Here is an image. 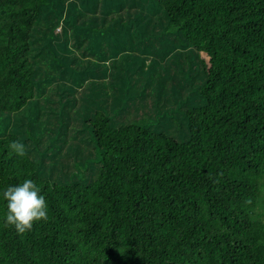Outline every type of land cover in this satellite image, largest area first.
I'll return each instance as SVG.
<instances>
[{"label":"trees","instance_id":"16d2710c","mask_svg":"<svg viewBox=\"0 0 264 264\" xmlns=\"http://www.w3.org/2000/svg\"><path fill=\"white\" fill-rule=\"evenodd\" d=\"M149 1L163 13V18L156 14L163 26L147 37L137 27L140 13L135 21L104 9L101 21L88 19L89 27L94 35H116L117 27L136 25L131 35L138 39L171 36V44L194 52L198 66L202 55L214 56L223 71L233 68L219 73L225 80L240 73L244 91L253 97L225 124L191 126L192 133L205 134L212 155V166L202 177L192 171L177 177L170 171L178 165L170 155L180 149L174 142L167 145L168 153L158 149L153 154L152 166H166L164 171L148 179L140 175L144 155L161 137L149 130L157 124L152 117L128 123L123 116L116 121L113 115H94L88 125L94 154L89 162L97 171L87 185L84 169L66 184L41 178L27 156L9 154V141L21 138L0 137V187L30 173L49 205L48 219L22 234L0 221V264H264V0ZM56 5L54 0H0V123L3 115L19 112L34 98L39 64L31 58L32 45L36 39L48 42L57 31L55 17L46 14V8L56 10ZM72 30L70 23L66 41ZM95 44L89 43L87 54L108 65L111 59L101 56ZM112 44L117 48L115 40ZM113 52L118 75L111 77L117 83L128 80L126 90L134 92L137 87H129L136 80L120 67L128 65L125 53ZM183 63H176L181 73L197 69L189 57ZM206 73L203 68L201 80L183 75L190 93L205 100L203 90L211 82ZM161 76L153 62L148 82L153 85ZM184 105L181 101L171 113L177 126L187 115ZM110 129L120 133L108 136Z\"/></svg>","mask_w":264,"mask_h":264},{"label":"rangeland","instance_id":"374dc122","mask_svg":"<svg viewBox=\"0 0 264 264\" xmlns=\"http://www.w3.org/2000/svg\"><path fill=\"white\" fill-rule=\"evenodd\" d=\"M54 3L57 4L56 10L48 7L46 14L50 12L55 17L58 32L55 30L48 42L36 39L32 45L31 58L39 64L34 98L19 112L3 115L0 137L14 134L21 138L28 148L26 156L36 165L41 178L66 184L77 179L72 176L74 172L84 169L83 183L87 185L97 171V165L89 162L94 154L88 142V125L94 115L97 112L107 117L113 115L116 121L123 116L128 123L138 118L152 117L157 124L149 130L161 137L155 139L144 155L140 175L148 179L152 174L164 171L166 166H152L153 154L158 149L168 153L167 145L174 142L180 143V149L170 155L178 165L170 171H175L177 177L188 171L202 177L212 166V155L207 152L208 139L205 134L197 130L192 133L190 128L225 124L242 103L253 97L244 91L245 81L241 74L226 76L225 80L219 73H231L233 68L223 71L217 57L202 55V64L198 66L193 60L194 52L175 42L171 44V36L149 40L131 35L136 25L126 30L117 27L116 35L102 32L96 36L89 27L88 19L95 23L101 21L104 9H111L124 15V18L132 17L135 21L140 13L142 19L137 27L147 37L152 30L159 31L163 26L160 19L163 13L155 10L149 0H54ZM97 11L100 12L99 18L93 15ZM156 14H160V17ZM43 16L46 17L45 14ZM91 16L94 18L91 19ZM68 23L72 24L74 30L71 32L72 39L66 41V34H63L66 28L68 35ZM61 25H64V30ZM113 40L117 42V48L113 46ZM92 42L102 49L101 56L106 54L111 59L108 65L102 64L99 57L87 54ZM116 49H122L125 53L122 57H126L128 65L122 64L120 67L123 75L136 80L135 85L129 87H137L134 92L126 90L128 80L117 83L111 77L112 74L118 75L114 70L117 56L113 51ZM187 57L196 65V73L187 69L179 72L176 63L183 67V59ZM121 61L124 63L123 59ZM153 62L162 76L161 81L150 85L148 80ZM228 64L226 62V67ZM203 68L211 80L203 90L206 100L201 95L190 93V84L183 78L186 74L188 77L195 75L196 80H201ZM134 81L130 84H134ZM181 101L185 103L187 115L180 118L181 126H177L171 113ZM119 133V129H110L108 136Z\"/></svg>","mask_w":264,"mask_h":264},{"label":"clouds","instance_id":"9594fccd","mask_svg":"<svg viewBox=\"0 0 264 264\" xmlns=\"http://www.w3.org/2000/svg\"><path fill=\"white\" fill-rule=\"evenodd\" d=\"M8 148L11 156L24 157L28 154L27 145L22 139H11ZM0 203L3 204L0 221L18 233H25L35 223L48 219L46 196L30 173L23 175L17 183L0 187Z\"/></svg>","mask_w":264,"mask_h":264}]
</instances>
